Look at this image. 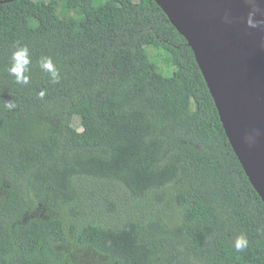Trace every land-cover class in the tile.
<instances>
[{
	"label": "trees",
	"instance_id": "1",
	"mask_svg": "<svg viewBox=\"0 0 264 264\" xmlns=\"http://www.w3.org/2000/svg\"><path fill=\"white\" fill-rule=\"evenodd\" d=\"M0 264H264V202L155 0H0Z\"/></svg>",
	"mask_w": 264,
	"mask_h": 264
},
{
	"label": "water",
	"instance_id": "2",
	"mask_svg": "<svg viewBox=\"0 0 264 264\" xmlns=\"http://www.w3.org/2000/svg\"><path fill=\"white\" fill-rule=\"evenodd\" d=\"M155 1L191 46L229 141L264 202V28L247 26L246 0Z\"/></svg>",
	"mask_w": 264,
	"mask_h": 264
},
{
	"label": "clouds",
	"instance_id": "3",
	"mask_svg": "<svg viewBox=\"0 0 264 264\" xmlns=\"http://www.w3.org/2000/svg\"><path fill=\"white\" fill-rule=\"evenodd\" d=\"M249 5V11L247 14V26L250 28H264V0H246ZM259 17V18H257ZM12 63L8 72L15 77V81L18 84L26 85L30 82L29 65L31 63L29 49L27 46L18 47L16 51L12 53ZM41 68L48 72L51 76L52 83H59L61 77L59 71L54 66V63L50 57H44L41 60ZM40 96H44V92L40 93ZM4 107L9 111L16 107V104L11 100L5 101ZM248 245L246 236L240 235L235 241V250L237 252L243 251Z\"/></svg>",
	"mask_w": 264,
	"mask_h": 264
},
{
	"label": "rangeland",
	"instance_id": "4",
	"mask_svg": "<svg viewBox=\"0 0 264 264\" xmlns=\"http://www.w3.org/2000/svg\"><path fill=\"white\" fill-rule=\"evenodd\" d=\"M75 125L78 127V129H80V130L82 129V126L80 125L79 117L76 118Z\"/></svg>",
	"mask_w": 264,
	"mask_h": 264
}]
</instances>
